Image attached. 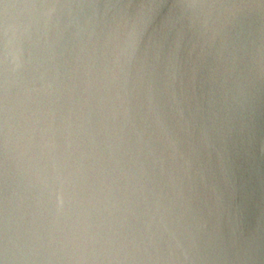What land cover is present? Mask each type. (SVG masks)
Instances as JSON below:
<instances>
[{
	"label": "water",
	"instance_id": "95a60500",
	"mask_svg": "<svg viewBox=\"0 0 264 264\" xmlns=\"http://www.w3.org/2000/svg\"><path fill=\"white\" fill-rule=\"evenodd\" d=\"M0 264H264V0H0Z\"/></svg>",
	"mask_w": 264,
	"mask_h": 264
}]
</instances>
